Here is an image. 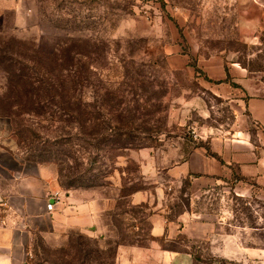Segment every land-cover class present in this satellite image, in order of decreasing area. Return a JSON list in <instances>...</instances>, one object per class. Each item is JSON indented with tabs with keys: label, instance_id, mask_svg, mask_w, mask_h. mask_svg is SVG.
Wrapping results in <instances>:
<instances>
[{
	"label": "rangeland",
	"instance_id": "374dc122",
	"mask_svg": "<svg viewBox=\"0 0 264 264\" xmlns=\"http://www.w3.org/2000/svg\"><path fill=\"white\" fill-rule=\"evenodd\" d=\"M18 1L0 17V117L26 159L56 166L64 189L120 197L103 233L36 236L32 264H117L120 247L156 242L153 212L130 204L133 192L157 188L166 166L211 139L256 130L200 64L220 57L264 79V9L254 0ZM230 187L192 200L186 185L166 189L168 220L192 210L220 235L162 247L188 245L194 264H256L247 249H264V201Z\"/></svg>",
	"mask_w": 264,
	"mask_h": 264
},
{
	"label": "crops",
	"instance_id": "0c3cea01",
	"mask_svg": "<svg viewBox=\"0 0 264 264\" xmlns=\"http://www.w3.org/2000/svg\"><path fill=\"white\" fill-rule=\"evenodd\" d=\"M16 2L0 0V17L6 9H16ZM254 2L264 9V2ZM186 59L182 61L187 63ZM200 65L205 77L215 84L216 92L234 102L237 113L246 114L242 120L250 121L256 130L243 128L236 136L211 139L166 166L164 179L157 170L158 181L164 180L158 182L157 188L133 192L128 198L130 204L146 205L153 212L150 234L156 242L147 247H120L117 264H194L188 245L185 249H169L160 242L177 243L185 238L203 241L220 235L216 220L192 210L183 211L175 221L168 220V203L174 198L166 196V189L179 190L186 185L192 200L219 186H231L238 196H256L264 201L263 76L236 63L225 66L220 57ZM144 165L146 172L152 168L147 161ZM119 199L118 195L88 189H64L56 166L26 159L18 150L9 120L0 117V264H32L33 240L39 235L73 229L103 233V219L116 209ZM50 203H54L52 211L47 209ZM234 240L242 243L233 236L226 239L231 244ZM214 249L221 251L216 241ZM247 254L256 264H264V249L252 247Z\"/></svg>",
	"mask_w": 264,
	"mask_h": 264
},
{
	"label": "built area",
	"instance_id": "2783aa9c",
	"mask_svg": "<svg viewBox=\"0 0 264 264\" xmlns=\"http://www.w3.org/2000/svg\"><path fill=\"white\" fill-rule=\"evenodd\" d=\"M169 190H171V189H169ZM54 203H55V202H54ZM54 203L47 204V209H48V211H52V210H53V208H54Z\"/></svg>",
	"mask_w": 264,
	"mask_h": 264
}]
</instances>
